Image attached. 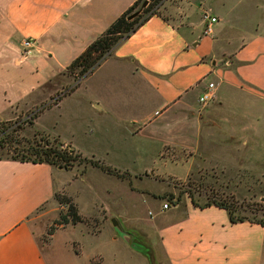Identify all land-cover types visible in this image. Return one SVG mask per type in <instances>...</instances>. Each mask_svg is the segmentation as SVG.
<instances>
[{
    "label": "crops",
    "instance_id": "obj_1",
    "mask_svg": "<svg viewBox=\"0 0 264 264\" xmlns=\"http://www.w3.org/2000/svg\"><path fill=\"white\" fill-rule=\"evenodd\" d=\"M135 1L0 0V121L13 115L15 107L65 72ZM174 1L175 19L152 17L119 42L99 67L62 98L87 87L99 69L107 65L98 78L109 88L113 84L118 88L121 70L127 72L134 78L140 100L137 112L120 119V124L132 136L139 137L170 106L188 104L190 93L198 89L200 82L197 104L207 84L213 83L214 99L205 107L219 117L222 135L235 142L259 144L260 150L254 156L264 161L261 153L264 139L260 138L264 134V30L259 32L257 24L248 35L238 8L225 9L226 5H239L245 0ZM249 2L264 10V0ZM205 10L216 18L210 34H204L205 24L200 18ZM25 39H33L35 45L27 60L18 65ZM218 57L226 58L224 66H220ZM121 87L124 90V84ZM150 94L158 100L157 106L152 112L143 113L151 102ZM87 101L93 112L113 116L115 120L120 116L111 103H104L99 97ZM209 156L210 164L223 161L216 155ZM92 169L103 172L96 167L86 172ZM76 171V167L67 170L48 164L0 160V264H52V258L43 254L38 243L33 216L56 194L65 193L84 217L76 202L79 188L75 185L86 172L73 180L67 177L68 172ZM162 205L153 204L154 213H149L148 218V214L137 212L138 206L131 198L124 206L115 203L116 209L109 216L119 225L111 226L120 228L122 219L139 224L148 222L152 230L146 239L156 264H264V227L249 222L233 224L224 209L214 205L199 208L188 199L166 210ZM103 213L106 214L104 210ZM67 227L57 229L50 239ZM104 228L94 235L101 234ZM123 235L135 253L140 252L148 261L145 246L141 244L140 249L134 246L131 237ZM112 239L116 242V238ZM96 256L99 255L92 259Z\"/></svg>",
    "mask_w": 264,
    "mask_h": 264
},
{
    "label": "rangeland",
    "instance_id": "obj_2",
    "mask_svg": "<svg viewBox=\"0 0 264 264\" xmlns=\"http://www.w3.org/2000/svg\"><path fill=\"white\" fill-rule=\"evenodd\" d=\"M174 4V0H163L157 10L160 17L175 19ZM252 4L245 0L239 5L225 7L226 10L233 6L238 8V15L245 19L242 26L248 35L254 32L257 24L259 32L264 30V10L256 9ZM205 14H208L206 10L200 15L202 20ZM218 59L220 66H224L226 58ZM106 67L99 69L87 87L62 98L82 80L77 72L70 74L66 70L28 97L20 107H15L13 115L0 121L10 129L22 126L18 135L23 140H38L40 136L49 135L68 143L71 150L81 155L79 163L73 166L77 171L67 174L71 180L93 167L90 162H98L115 171L116 175L107 176L105 172L92 169L82 180L77 179L75 186L79 188V194L76 202L84 217L65 193L56 194L34 214L32 224L38 243L43 254L52 258V264H100L102 258V264H156L146 239L152 230L148 222L139 224L122 219L120 228L111 226L113 222L109 215L116 209L114 204L121 202L124 206L130 198L138 206L137 212L144 216L148 214V218L151 217L149 213H154L155 203H167L169 208L188 199L198 207L218 202L229 206L237 216L252 221L264 220V161L254 156L260 150L259 144L235 142L230 136L222 135L219 117L214 112L210 114L208 107L197 104L201 82L198 89L190 93L188 104L170 106L163 117L152 121L145 134L136 137L120 124V119L137 112L140 98L134 78L121 70L118 88L114 84L109 88L98 78ZM213 81L219 88L217 80ZM120 83L124 84V90ZM94 96L104 103H111L119 118L115 120L113 116L106 117L89 110L87 100ZM146 98L149 99V95ZM150 98L143 113L152 112L157 106L154 95ZM38 111L41 112L37 122L35 119L33 125H28L29 118ZM149 133L150 137L147 136ZM260 138L264 139V134ZM261 153L264 155V149ZM0 154L9 157L12 153L4 150ZM210 154L220 157L222 163H208ZM63 201H69V204H61ZM69 205L74 206L82 218L74 228L70 222L62 225ZM65 226L69 227L50 239L57 229ZM101 227H105L102 233L95 236ZM123 233L131 237L134 246L140 249L141 244L145 246L149 263L128 245ZM112 238H116V242ZM95 254L99 256L92 259Z\"/></svg>",
    "mask_w": 264,
    "mask_h": 264
},
{
    "label": "trees",
    "instance_id": "obj_3",
    "mask_svg": "<svg viewBox=\"0 0 264 264\" xmlns=\"http://www.w3.org/2000/svg\"><path fill=\"white\" fill-rule=\"evenodd\" d=\"M162 1L163 0H136L77 58H75L66 70L70 74H75L77 72L81 79L91 74L111 55L113 48L119 42L129 38L152 17H160L157 10ZM144 2H146V6H143ZM73 89L74 88L70 91H73ZM58 101H60V99ZM40 112L41 111H38L31 116L27 124L30 126L33 125L34 120L38 117ZM0 124V153L4 150L12 153L9 157H3L0 154V160L10 159L22 163L48 164L69 170L75 163H79L81 159L80 153H75L58 137L50 138L49 135H46L40 136L38 140L33 139L27 141L19 138L18 132L23 130L22 126L18 125L17 127L10 129L8 126L4 127L1 122ZM90 163L93 167L99 168L107 174H115V171L110 169V167L99 164L98 162ZM191 201L193 203V200ZM61 204H69V201H63ZM193 204L195 205V203ZM209 205L224 209L228 214L230 222L233 224L249 222L264 227V220L252 221L237 216L234 211L225 204L214 202L199 208H206ZM64 220L65 221L62 225H67L69 222L75 225L81 223L82 218L79 216L77 209L74 206L69 205L68 214Z\"/></svg>",
    "mask_w": 264,
    "mask_h": 264
},
{
    "label": "built area",
    "instance_id": "obj_4",
    "mask_svg": "<svg viewBox=\"0 0 264 264\" xmlns=\"http://www.w3.org/2000/svg\"><path fill=\"white\" fill-rule=\"evenodd\" d=\"M204 21V34H210L212 32L211 26L216 22V18L210 16L209 14H205L203 17ZM35 45V41L33 39H25L21 43L22 46V52L18 58V65H21L24 63L27 58L30 56L31 50L33 46ZM215 95V86L213 83H208L205 89L201 92V94L198 97V104L202 107L207 106L211 101H213ZM162 209L166 210L168 209V204L164 203L162 205Z\"/></svg>",
    "mask_w": 264,
    "mask_h": 264
},
{
    "label": "water",
    "instance_id": "obj_5",
    "mask_svg": "<svg viewBox=\"0 0 264 264\" xmlns=\"http://www.w3.org/2000/svg\"><path fill=\"white\" fill-rule=\"evenodd\" d=\"M143 6H146V2H144ZM113 224H114V225L116 224L115 221H113Z\"/></svg>",
    "mask_w": 264,
    "mask_h": 264
}]
</instances>
